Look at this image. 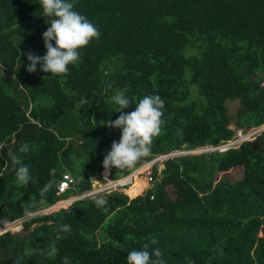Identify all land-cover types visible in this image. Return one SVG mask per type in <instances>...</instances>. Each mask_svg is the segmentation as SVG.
<instances>
[{"label":"trees","instance_id":"trees-1","mask_svg":"<svg viewBox=\"0 0 264 264\" xmlns=\"http://www.w3.org/2000/svg\"><path fill=\"white\" fill-rule=\"evenodd\" d=\"M71 2L100 38L66 75L52 76L40 65L27 71V53L46 55L49 18L39 0H0V66L14 73L0 79V226L91 189L120 140L122 130L106 126L121 114L112 100L118 90L132 101L124 113L145 95L165 103L161 133L136 167L229 140L232 126L264 123V0ZM232 100L239 101L234 116ZM255 141L167 158L142 193L133 183L127 195L105 193L106 209L84 198L32 216L23 232L0 234V264H126L129 251L153 238L167 264H264V130ZM10 151L29 168V184L18 186ZM235 168L240 178L219 177ZM129 171L112 167L110 176ZM65 172L74 188L56 194ZM65 224L70 232L60 230Z\"/></svg>","mask_w":264,"mask_h":264},{"label":"clouds","instance_id":"clouds-1","mask_svg":"<svg viewBox=\"0 0 264 264\" xmlns=\"http://www.w3.org/2000/svg\"><path fill=\"white\" fill-rule=\"evenodd\" d=\"M39 4L42 16L49 18L47 30L43 33L46 55L40 57L31 52L27 53V59L30 62L27 71L34 73L37 71V65H40L43 72L50 73L52 76L66 75L69 65L75 66L80 61V50L93 40L100 38L99 29L75 10L71 0H39ZM126 91L127 89L118 90L112 97L113 102L118 106L115 112L121 114L114 122L109 120L106 126L122 131L119 142L113 141L111 150L104 157L105 175H107V170L112 167L117 170L135 169L139 161L150 155L153 139L160 135L164 124L165 103L159 95L143 96L136 102L133 111L124 113L123 110L129 108L132 103L125 95ZM79 103L83 105L87 103V100L81 98ZM28 151L27 144H23L19 148V152L22 154ZM9 156L13 162L18 186L32 182L30 170L23 164L20 157L11 151ZM48 187L46 185L41 189V196L48 190ZM114 187V184H108L90 194L97 208L106 209L107 198L104 194L109 193ZM60 230L70 232L71 226L65 224ZM157 243L158 240L153 238L150 243H144L140 249L129 251L126 264H167L162 250L152 247Z\"/></svg>","mask_w":264,"mask_h":264},{"label":"built area","instance_id":"built-area-1","mask_svg":"<svg viewBox=\"0 0 264 264\" xmlns=\"http://www.w3.org/2000/svg\"><path fill=\"white\" fill-rule=\"evenodd\" d=\"M260 85L264 86V78L261 81ZM233 128H234V134H233L231 139L226 140V141H222L217 145L208 144L205 146H200L196 149H199L202 151H207V152H211V151L224 152V151L228 150L229 148H236L244 141L254 140L261 133V131L264 130V123L259 125V126H252V127L248 128L247 130H243V128H240V127H233ZM170 157H172V152L164 153V154H160L158 156H155L154 158H152L150 160L142 162L135 169H130V171L127 174L122 175L116 179H113L110 176L111 168L109 170H107V175H105V173H104L105 169L102 168L98 174H95V176H94L95 183H93V182L91 183V189L86 190V191L82 192L81 194L76 195L75 197H73V199L91 198L92 196L90 194L94 193L98 188L105 186V185H108V184H114L115 185V187L111 191L118 190V191L125 193L124 192L125 188L130 186L133 183V177H134L133 175L136 172H137V176L145 177L146 184H150L152 182L153 166H157L156 163L158 161H164ZM140 170H142V171L139 172ZM74 182L75 181H74L73 177L70 175V173H68V172L63 173L61 176V179L59 180V182L56 185V194L65 193L69 189H73L74 188ZM144 190L145 189H143L141 191V193ZM69 204H70V202H69ZM16 221H18L19 223L22 224V220L15 219L13 221H7V222L3 223L0 226V229H2L6 224L14 223ZM19 230H20V227L17 230H4V231L0 232V234H3L7 231L11 232V231H19Z\"/></svg>","mask_w":264,"mask_h":264},{"label":"rangeland","instance_id":"rangeland-1","mask_svg":"<svg viewBox=\"0 0 264 264\" xmlns=\"http://www.w3.org/2000/svg\"><path fill=\"white\" fill-rule=\"evenodd\" d=\"M0 79L4 82H8V81H11L14 79V73L13 71L11 70H7L5 69L4 67H1L0 66ZM227 107H228V112L234 116L238 107H239V101L238 100H232V101H228L227 102ZM231 126L233 125V120H231ZM234 127V126H232ZM204 152H207V151H202V150H199V149H194V150H178V151H174L172 152V157L173 156H176V153H180L179 155H184V154H198V153H204ZM157 165V170L159 171L162 167H163V161H158L156 163ZM142 170H140L139 172H141ZM135 174V173H134ZM136 176V175H135ZM242 176V169L241 168H235L227 173H222V174H219V177H223L224 179H226L227 181H234L238 178H240ZM144 180L146 181L145 177H143ZM94 177L92 178L93 183H95L94 181ZM141 179L142 177H140L139 180H136L133 182L134 186L136 189H140L142 187H145L144 189L148 188L149 186H151L152 182L150 184H147L146 186H143L141 185ZM130 187V186H129ZM168 190L170 192V194L172 195V187H168ZM64 196H68L67 199L65 200H62L60 203H55L53 206H51L49 209H43V211H40L39 213H37V215H41V214H45L47 212H50L52 210L55 211V209H61V208H66L67 206H69V202L70 204L75 201L76 199H73V197H75L76 195H72L69 194V193H66V194H63L61 195V197H64ZM93 198V197H91ZM68 200L69 202L68 203H65V201ZM66 205V206H65ZM47 210V211H46ZM49 210V211H48ZM32 216H36V215H32ZM31 216V217H32ZM20 227V230L19 231H11V233H21L23 232L22 230V224L19 223L18 221L14 222V223H11V225L7 224L5 225L2 229H0V232L4 231V230H17L19 229Z\"/></svg>","mask_w":264,"mask_h":264},{"label":"water","instance_id":"water-1","mask_svg":"<svg viewBox=\"0 0 264 264\" xmlns=\"http://www.w3.org/2000/svg\"><path fill=\"white\" fill-rule=\"evenodd\" d=\"M252 145L253 146H255L256 145V141L255 140H253L252 141ZM180 153H176V155H179ZM131 198V197H130ZM51 206H53V205H51ZM51 206H49V207H47L46 209H49ZM58 209H56L55 211H57ZM40 211H43V210H40ZM40 211H36V212H33V213H30V214H28V215H26V216H23V217H21V218H18V219H20V220H25V219H28V218H30L32 215H36L37 213H39ZM54 210H52V211H50V212H53ZM50 212H47V213H50ZM0 224H1V221H0Z\"/></svg>","mask_w":264,"mask_h":264},{"label":"bare ground","instance_id":"bare-ground-1","mask_svg":"<svg viewBox=\"0 0 264 264\" xmlns=\"http://www.w3.org/2000/svg\"><path fill=\"white\" fill-rule=\"evenodd\" d=\"M140 183H141V185H143V186H146V185H147L143 177H142ZM131 185H132V184H131ZM131 185H130V186H131ZM128 187H129V186H128ZM59 202H60V201H58L57 203H59ZM68 202H69L68 200L65 201V203H68ZM46 211H47V210H46ZM48 211H49V210H48ZM9 225H11V223H9Z\"/></svg>","mask_w":264,"mask_h":264}]
</instances>
